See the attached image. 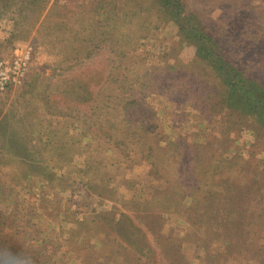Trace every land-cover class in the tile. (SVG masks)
Returning <instances> with one entry per match:
<instances>
[{
    "label": "rangeland",
    "instance_id": "obj_1",
    "mask_svg": "<svg viewBox=\"0 0 264 264\" xmlns=\"http://www.w3.org/2000/svg\"><path fill=\"white\" fill-rule=\"evenodd\" d=\"M23 56L0 264H264V0H0Z\"/></svg>",
    "mask_w": 264,
    "mask_h": 264
},
{
    "label": "built area",
    "instance_id": "obj_2",
    "mask_svg": "<svg viewBox=\"0 0 264 264\" xmlns=\"http://www.w3.org/2000/svg\"><path fill=\"white\" fill-rule=\"evenodd\" d=\"M28 56L15 58L11 63L0 62V89L15 86L22 78Z\"/></svg>",
    "mask_w": 264,
    "mask_h": 264
},
{
    "label": "trees",
    "instance_id": "obj_3",
    "mask_svg": "<svg viewBox=\"0 0 264 264\" xmlns=\"http://www.w3.org/2000/svg\"><path fill=\"white\" fill-rule=\"evenodd\" d=\"M164 1H166V0H164ZM220 74V73H219ZM225 80L227 81V78L225 77ZM253 85V84H252ZM242 88H244V86H241L240 87V89H242ZM246 94H248L247 92H246ZM245 94V95H246ZM234 99H236V94H235V92L234 91H232L230 94H229V101H231V102H233V100ZM230 104V103H229ZM231 106H232V104H230Z\"/></svg>",
    "mask_w": 264,
    "mask_h": 264
}]
</instances>
